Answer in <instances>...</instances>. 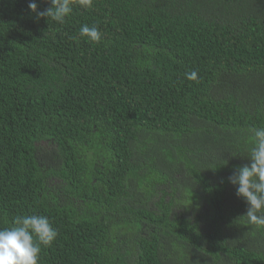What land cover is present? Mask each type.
Instances as JSON below:
<instances>
[{
    "label": "trees",
    "instance_id": "16d2710c",
    "mask_svg": "<svg viewBox=\"0 0 264 264\" xmlns=\"http://www.w3.org/2000/svg\"><path fill=\"white\" fill-rule=\"evenodd\" d=\"M29 2L0 0V228L48 217L39 264H264L228 180L264 127V0Z\"/></svg>",
    "mask_w": 264,
    "mask_h": 264
},
{
    "label": "clouds",
    "instance_id": "9594fccd",
    "mask_svg": "<svg viewBox=\"0 0 264 264\" xmlns=\"http://www.w3.org/2000/svg\"><path fill=\"white\" fill-rule=\"evenodd\" d=\"M50 7L38 10L35 0H30L28 7L37 18L47 17L63 24L71 15L74 0H46ZM79 7L87 9L93 6V0H76ZM79 36L89 42H100L102 35L97 26L82 25ZM188 80L195 81V71L186 73ZM253 146L247 157L250 166L237 168L229 182L236 186V195L247 204L245 217L249 224L264 227V127L250 128ZM57 230L48 217L31 214L16 216L11 227L0 228V264H39L43 248L50 247L56 240Z\"/></svg>",
    "mask_w": 264,
    "mask_h": 264
}]
</instances>
